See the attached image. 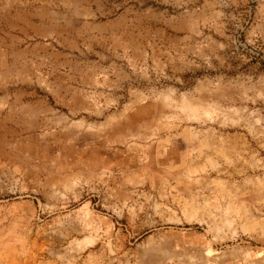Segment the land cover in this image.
I'll return each mask as SVG.
<instances>
[{
    "label": "rangeland",
    "instance_id": "1",
    "mask_svg": "<svg viewBox=\"0 0 264 264\" xmlns=\"http://www.w3.org/2000/svg\"><path fill=\"white\" fill-rule=\"evenodd\" d=\"M20 1L0 0V264H264V0ZM90 4L119 16L103 36L74 21Z\"/></svg>",
    "mask_w": 264,
    "mask_h": 264
},
{
    "label": "crops",
    "instance_id": "2",
    "mask_svg": "<svg viewBox=\"0 0 264 264\" xmlns=\"http://www.w3.org/2000/svg\"><path fill=\"white\" fill-rule=\"evenodd\" d=\"M19 2L21 1L19 0ZM92 8L93 7L91 4L86 6L85 7L86 16L84 18H77L74 21L87 23V24H90L92 27L94 26L100 27L101 31L99 32V35L103 36L104 34H107L109 32L107 27L115 23L118 20L119 16L115 15L113 17H105L103 19H99L96 22L93 20L89 21L94 17V11ZM1 16L2 15L0 14V17ZM14 27H15V30L17 29V31H19V33L14 34L12 36L21 39V36H24V37L32 36V30L34 29L37 30V22L34 19H32L31 13H23L22 15V13L19 12L18 19ZM27 27L29 28V30H27ZM22 29H24L25 31L24 33L22 32ZM0 31H2L1 28H0ZM175 127L176 125L173 126V128ZM174 131L175 132L168 131L167 136H164L163 138L155 142L156 148L159 150L158 152L160 156L169 154L170 150H176L178 153H180L181 152L180 150L185 149L187 146L188 133L191 134V133L197 132L196 128L193 126H187V127L180 126V128H176ZM190 138L192 137L190 136ZM178 140H180L181 142H179ZM151 145H154V144H151ZM189 146L190 147L193 146V148L196 149L198 147V144L196 143V141H190ZM193 158H194V162L197 163L198 154L193 153Z\"/></svg>",
    "mask_w": 264,
    "mask_h": 264
}]
</instances>
